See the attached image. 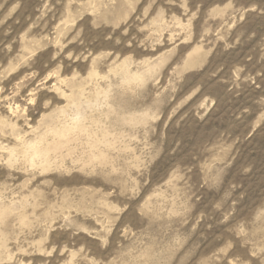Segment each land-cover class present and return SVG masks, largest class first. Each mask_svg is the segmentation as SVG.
Masks as SVG:
<instances>
[{"label": "rangeland", "instance_id": "1", "mask_svg": "<svg viewBox=\"0 0 264 264\" xmlns=\"http://www.w3.org/2000/svg\"><path fill=\"white\" fill-rule=\"evenodd\" d=\"M0 264H264V0H0Z\"/></svg>", "mask_w": 264, "mask_h": 264}]
</instances>
